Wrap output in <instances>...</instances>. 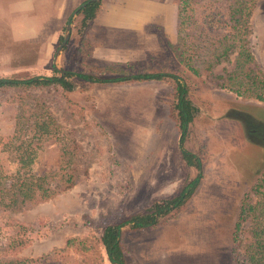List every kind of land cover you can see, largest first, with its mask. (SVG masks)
Wrapping results in <instances>:
<instances>
[{"label": "rangeland", "instance_id": "1", "mask_svg": "<svg viewBox=\"0 0 264 264\" xmlns=\"http://www.w3.org/2000/svg\"><path fill=\"white\" fill-rule=\"evenodd\" d=\"M73 9L67 12L49 49L45 47L49 40L15 44L0 41V77L52 74L53 55ZM248 28L246 46L252 62L246 66L264 73V0L253 4ZM81 30L82 24L74 18L56 58L60 70L102 68L106 73L102 75L109 76H115L117 70L123 75L177 71L184 80L188 99L198 109L188 125L183 147L199 157L200 180H221L226 192L239 196V209L242 193L264 171L263 140L251 129L264 125V102L217 86L222 79L216 76L231 70L234 54L207 68L200 57L192 55L190 62L197 68L194 74L178 61L176 36L173 43L165 42L163 52L148 54L137 62L83 63L84 56H79L77 49L81 46ZM69 79L74 85L71 91H61L57 86L0 89V143L13 130L18 102L37 100L60 126L66 148L74 151L68 166L75 170L69 189L11 214L0 212V245L6 239L2 236L9 235L6 221L10 218L32 228L33 239L17 253L35 260L29 264H110L100 243L105 225L143 212L151 201L176 194L196 170L185 165L179 153L171 79L114 84ZM66 98L75 105H67ZM57 146L54 140L44 142L37 161L39 171L57 167ZM0 163L8 168L1 152ZM178 212L162 216L159 225L174 219ZM123 229L127 264H136L123 240L129 229ZM237 234L233 245L239 240L249 242L248 220L242 222ZM68 238L71 240L66 246Z\"/></svg>", "mask_w": 264, "mask_h": 264}, {"label": "trees", "instance_id": "2", "mask_svg": "<svg viewBox=\"0 0 264 264\" xmlns=\"http://www.w3.org/2000/svg\"><path fill=\"white\" fill-rule=\"evenodd\" d=\"M84 0L82 3H85ZM256 0H178L177 4V40L178 61L194 74L190 58L200 57V63L210 67L225 61L234 54L231 70L217 84L242 97H251L264 102V73L246 66L252 62V55L246 46L249 33L248 22ZM97 1H88L79 7L82 25L94 17ZM80 6V5H79ZM203 68V66H200ZM205 68V69H206ZM52 65L50 75H10L0 77V89L3 88H42L57 86L61 91H71L74 87L71 77L92 83H119L129 80H172L174 117L179 131V153L186 165L193 167L196 174L176 194L151 201L141 213L130 215L117 222L108 223L102 230L100 243L110 264H127L126 249L123 245V227L130 230L152 228L159 225V219L171 212H177L186 203L201 178L199 157L183 147L188 125L198 109L187 97V88L178 73L154 71L136 72L115 76L106 74L102 68L85 70H61ZM98 72V73H97ZM118 73V74H117ZM212 82V81H211ZM67 105H75L66 98ZM18 113L14 117L11 134L0 143V152L4 154L8 168L0 163V212L11 214L50 199L55 194L69 189L73 185L75 170L68 166L74 154L68 150L60 135V126L47 111L45 105L34 102H18ZM252 132L260 136L264 144V125L255 126ZM54 140L57 143V167L49 171H39L37 161L44 142ZM249 222L250 240L247 243L232 245V264H264V171L242 193L239 209L234 223L233 242L237 241V231L243 221ZM6 229L9 235L0 245V264H29L34 259L17 255L18 251L33 239L32 228L21 221L8 218ZM28 231V232H27ZM18 235V238L15 236ZM1 238V237H0ZM2 239V238H1ZM70 238L65 240L69 245Z\"/></svg>", "mask_w": 264, "mask_h": 264}, {"label": "crops", "instance_id": "3", "mask_svg": "<svg viewBox=\"0 0 264 264\" xmlns=\"http://www.w3.org/2000/svg\"><path fill=\"white\" fill-rule=\"evenodd\" d=\"M81 2L0 0V41L49 40L45 44L49 49L67 12ZM97 2L94 17L85 21L79 36L81 46L77 49L78 55L84 56L83 63L137 62L148 54L163 52L166 41H175L177 0ZM74 18L82 23L79 13L72 14L69 34ZM208 181L198 182L174 219L152 228L128 230L123 240L136 264H232L239 196L226 192L218 178Z\"/></svg>", "mask_w": 264, "mask_h": 264}, {"label": "water", "instance_id": "4", "mask_svg": "<svg viewBox=\"0 0 264 264\" xmlns=\"http://www.w3.org/2000/svg\"><path fill=\"white\" fill-rule=\"evenodd\" d=\"M88 1H97V0H87L85 3H87ZM85 3H81L80 6L75 8L73 10L72 14H75L78 11L79 7H82ZM70 26H71V18H68L67 21H66V24H65L64 31H63L62 40L58 44V46H57V48H56V50L54 52V55H53V63H52V65L58 71V74H60L62 71L56 65V58H57V55H58L59 51L63 48V46L65 45V43H66V41L68 39Z\"/></svg>", "mask_w": 264, "mask_h": 264}, {"label": "flooded vegetation", "instance_id": "5", "mask_svg": "<svg viewBox=\"0 0 264 264\" xmlns=\"http://www.w3.org/2000/svg\"><path fill=\"white\" fill-rule=\"evenodd\" d=\"M78 6H79V5H78ZM78 6H77V7H78ZM77 7H76V8H77ZM72 12H73V11H72ZM178 137H179V136H178Z\"/></svg>", "mask_w": 264, "mask_h": 264}]
</instances>
